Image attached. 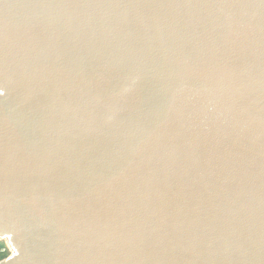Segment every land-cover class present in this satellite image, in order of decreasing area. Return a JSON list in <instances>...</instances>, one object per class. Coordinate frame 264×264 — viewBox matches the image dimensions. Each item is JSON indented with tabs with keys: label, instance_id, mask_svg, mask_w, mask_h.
Here are the masks:
<instances>
[{
	"label": "water",
	"instance_id": "obj_1",
	"mask_svg": "<svg viewBox=\"0 0 264 264\" xmlns=\"http://www.w3.org/2000/svg\"><path fill=\"white\" fill-rule=\"evenodd\" d=\"M0 264H264V0H0Z\"/></svg>",
	"mask_w": 264,
	"mask_h": 264
},
{
	"label": "rangeland",
	"instance_id": "obj_2",
	"mask_svg": "<svg viewBox=\"0 0 264 264\" xmlns=\"http://www.w3.org/2000/svg\"><path fill=\"white\" fill-rule=\"evenodd\" d=\"M10 256V248L6 245L4 241H0V260Z\"/></svg>",
	"mask_w": 264,
	"mask_h": 264
},
{
	"label": "built area",
	"instance_id": "obj_3",
	"mask_svg": "<svg viewBox=\"0 0 264 264\" xmlns=\"http://www.w3.org/2000/svg\"><path fill=\"white\" fill-rule=\"evenodd\" d=\"M10 254H11V250H10Z\"/></svg>",
	"mask_w": 264,
	"mask_h": 264
}]
</instances>
